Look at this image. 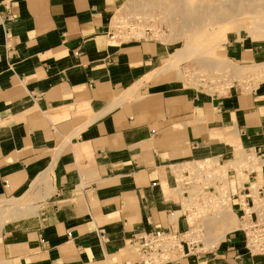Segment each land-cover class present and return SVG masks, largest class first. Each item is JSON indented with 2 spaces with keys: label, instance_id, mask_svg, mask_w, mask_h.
Returning <instances> with one entry per match:
<instances>
[{
  "label": "crops",
  "instance_id": "0c3cea01",
  "mask_svg": "<svg viewBox=\"0 0 264 264\" xmlns=\"http://www.w3.org/2000/svg\"><path fill=\"white\" fill-rule=\"evenodd\" d=\"M123 5L0 0V198L27 202L0 231V264H138L134 237L187 229L180 176L237 159L226 127L245 150L264 148V82L220 97L150 79L163 68L158 42L109 39ZM259 53L223 55L247 67ZM240 248L231 235L169 264L264 259L239 260Z\"/></svg>",
  "mask_w": 264,
  "mask_h": 264
},
{
  "label": "built area",
  "instance_id": "2783aa9c",
  "mask_svg": "<svg viewBox=\"0 0 264 264\" xmlns=\"http://www.w3.org/2000/svg\"><path fill=\"white\" fill-rule=\"evenodd\" d=\"M161 28L163 29V27L156 26L153 19L131 13L130 9V11L117 14L116 23L113 24L109 33V39L119 44L141 41L158 42L155 32L160 33ZM187 71L193 81L200 82V86L195 88L210 96H225L221 94L223 90L227 95L228 90L237 82L231 84L228 74L222 73L210 79L200 69H188ZM205 89L214 90V93L210 94ZM229 169L230 171H227L229 183L242 182L243 187L233 190L231 186L223 197L214 186L204 185L213 175V170L209 167H203L194 174L190 172L180 176L178 184L182 190L187 229L182 233L174 230H156L141 237H134L129 246L136 254L138 264H154L155 260H159V264H169L189 256L204 254L217 247L218 242L207 245L208 223H218L216 215L222 210L224 201L228 202L229 206L224 205L223 208L230 207L239 223L238 229L226 237L228 239L231 235H239L241 238V248L237 259L264 258V148L244 150L243 155L230 163ZM200 183L204 191L192 192L191 188ZM218 184L221 185V183ZM202 198L207 199L210 205V209L206 207L208 210L214 212L213 206L221 207L215 210L213 217L205 219L202 214L200 216L198 207L192 206L188 209L185 206L196 199L201 202ZM168 258H173V260Z\"/></svg>",
  "mask_w": 264,
  "mask_h": 264
},
{
  "label": "rangeland",
  "instance_id": "374dc122",
  "mask_svg": "<svg viewBox=\"0 0 264 264\" xmlns=\"http://www.w3.org/2000/svg\"><path fill=\"white\" fill-rule=\"evenodd\" d=\"M136 1L124 0V5L122 7V10H120L118 14L123 13L124 11L127 10L130 11L131 9V13H135L137 15L143 16L144 18H151L155 21L157 27H163V29L161 28L160 33H158L157 31L155 32L156 34L155 37H157L156 39L158 40V43L162 47L161 56H162L163 68H161L159 71H156L151 77H149L150 79H153L158 76H162L161 77L162 79H168V78L174 79L175 81L180 82L183 86L187 88L199 87L200 82L193 81L192 78L188 76L187 70L200 69L203 71V74H205L210 79L222 73L228 74V77L231 80L230 82L231 84L232 82L235 81L244 83L248 80H251L252 82H256V87H257L259 83L264 82V34H263L264 26H262V28L260 27L261 29L258 27L255 28V26L258 25L261 26V24L262 25L264 24V0H262L258 4V6L255 5V7H252L251 9L253 10L250 9L246 15L243 14L240 17H238V19H240L239 23L241 24H239V26L237 27L232 26V24L230 25V20L226 24L223 23L218 25L216 23L215 26L212 25V27L211 25H208L207 34L205 36L197 38L196 42L197 43L201 42V43L200 44L196 43L194 47H190V46L188 47L187 45L188 38L179 37L180 39L178 40V37H175L176 38L175 39L173 34H171L172 33L171 28L173 29L172 26L178 25V22L180 20L179 19L180 17L178 18L177 15L178 13L176 12V6L179 5H176L177 3H175L176 1L179 0H171V1L142 0L141 2L139 1V4L138 1L137 2ZM182 1H184L185 4L189 6V8L196 9L198 8L197 5L203 6L206 4H220L226 2L227 0H182ZM230 1L245 2L246 0H230ZM144 2H147V4ZM116 19L117 16L114 18V22H113L114 25L116 23ZM177 19L179 20L177 21ZM227 45H230V51H235L237 50V48H240V50L242 49L258 50L260 52L258 55H261V59L257 60L256 63H253L252 66L241 67L238 63H234L231 60L228 61L227 58L223 55L224 47ZM190 48H192L193 50ZM188 49H190L191 51H189ZM189 53H191V55H189ZM180 54H184L185 56H182ZM205 91H207L210 94L214 93V90L209 91L208 89H205ZM221 94L226 95V91L223 90ZM225 131L226 134L224 136L225 138L224 141H226V144L229 145L228 151L231 153H235L237 158L238 156L243 155L245 149L241 144L240 137L234 131L233 127L231 125L228 126L225 128ZM216 161L217 160L215 159L213 161L204 163L205 167H209L213 170V175L210 176V179L207 181V184L204 185L214 186L217 189V192H219L222 197L224 196L225 192H227V190L231 188V186L233 190H235L236 188L242 189L243 187L242 182L238 184L233 182L229 183L227 177V171L229 167L221 168V166H225V165L218 164L216 163ZM200 165L201 163L197 164V166ZM189 171L191 172V174L196 173L193 167L190 168ZM218 183H221V185L219 186ZM191 190L192 192H196L197 190L198 192L204 191L201 183L198 184V186L191 188ZM180 194L182 195V190ZM202 199L203 200H201V202L198 199H196V201H190L185 206L188 209H190V207L192 206L198 207L200 216L202 214L205 219L206 218L208 219L209 217H213L215 214V210L221 207L213 206L214 212L208 210L206 207H209L210 209V205L207 203V199L206 200L204 198ZM223 204L225 206H229V203L226 201H224ZM26 205L27 202H24L17 198L14 200H5L4 198H0V231L10 222L19 220L24 215V213L21 211V208L24 211ZM7 208L20 210L19 213L20 216H18L19 214L15 212L16 210L9 211ZM203 208L206 209L203 210ZM12 212L14 213L12 214ZM229 215L230 212L225 217L232 218V220L230 218L231 229L235 228L237 230L239 227L238 219L233 213H231L232 216L229 217ZM211 223L212 222L208 223L209 236H208L207 245H210L218 241L217 238H220V235H222L223 232V227L221 226V222L215 224H211ZM221 243H223V241L218 242L217 245H220ZM128 255L133 256L136 254L132 251V253H129ZM169 260L172 261L173 258H170ZM257 262L259 264H264V259L257 260ZM159 263H160L159 260H155L154 264H159Z\"/></svg>",
  "mask_w": 264,
  "mask_h": 264
},
{
  "label": "bare ground",
  "instance_id": "6f19581e",
  "mask_svg": "<svg viewBox=\"0 0 264 264\" xmlns=\"http://www.w3.org/2000/svg\"><path fill=\"white\" fill-rule=\"evenodd\" d=\"M137 1L139 4V1L141 2L142 0H137ZM168 1H171V0H168ZM261 1L262 0H246L245 2H239V1L227 0L226 2L220 3V4H206L203 6L197 5L198 8H196V9L189 8V6L186 5L185 2L182 0H179L176 2L174 1L175 3H177L176 5H179V6H176V12L178 13L177 14L178 18L180 17L179 18L180 20L177 19V21L179 20L178 25H176L177 27L175 25L172 26L173 29L171 28V31H172L171 34H173L174 38L178 37V40L181 37L188 38V41H187L188 47L189 46L194 47L197 43L196 39L199 37L205 36L207 34L208 25H211V27H212V25L215 26L216 23L218 25L223 24V23L226 24L230 20V25L232 24V26L237 27V26H239V24H241V23H239L240 19H238V17H240L243 14L246 15L247 12H249V10L252 7H255V5L258 6V4ZM144 3L147 4V2H144ZM167 8H169V7H167ZM251 10H253V9H251ZM252 26H255V25H252ZM262 26H264V24L263 25L261 24V26H259V25L255 26V28H257V27L262 28ZM243 29H244V27H243ZM255 33H257V32H255ZM200 43H197V44H200ZM190 49H192V48H190ZM190 49H188V50L191 51ZM191 53H189V55H191ZM180 55L185 56L184 54H180ZM189 55H188V58H189ZM211 161H213V160H211ZM216 163H217V161H216ZM204 165H205L204 163H201L200 166L193 167V169H195V171L197 172L201 168L205 167ZM228 166L227 165L221 166V168H227ZM223 206L224 205H222V210L216 215V218L218 219V223L221 222V226L223 227L222 235H220V238H217L218 241H216V242H221V241L224 242L226 240V237L228 236V234H231V233L236 231L235 228L231 229V224H230V218L231 217L230 216H232L231 215L232 211H231L230 207H228V208L224 207L223 208ZM7 209L9 211L14 210V209H9V208H7ZM15 212L17 214H19L20 210H16ZM27 212H29V215L33 214L32 210L27 211ZM229 212H230V215H229L230 218L225 217L226 215H228ZM13 213L14 212H12V214ZM18 216H20V214ZM231 220H232V218H231Z\"/></svg>",
  "mask_w": 264,
  "mask_h": 264
}]
</instances>
